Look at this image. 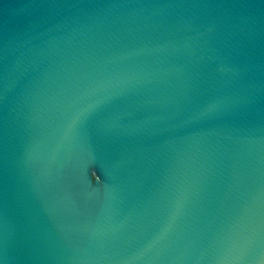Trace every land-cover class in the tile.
<instances>
[{"label": "water", "instance_id": "obj_1", "mask_svg": "<svg viewBox=\"0 0 264 264\" xmlns=\"http://www.w3.org/2000/svg\"><path fill=\"white\" fill-rule=\"evenodd\" d=\"M0 264H264V0H0Z\"/></svg>", "mask_w": 264, "mask_h": 264}]
</instances>
